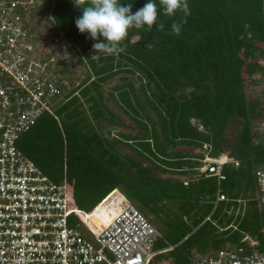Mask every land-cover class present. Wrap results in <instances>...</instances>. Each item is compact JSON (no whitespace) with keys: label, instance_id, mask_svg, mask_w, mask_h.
<instances>
[{"label":"trees","instance_id":"16d2710c","mask_svg":"<svg viewBox=\"0 0 264 264\" xmlns=\"http://www.w3.org/2000/svg\"><path fill=\"white\" fill-rule=\"evenodd\" d=\"M42 1V17L62 29L53 36L68 40L63 57L69 45L78 48L64 72L78 82L80 63L86 75L54 105L57 117L40 116L23 151L55 182L66 175L76 209L70 223L122 195L176 233L174 242L156 243L175 247L154 259L188 264L193 247L214 253L245 232L263 240L256 172L264 167V90L255 89L261 83L254 74L264 73V0H187L190 15L179 36L172 23L183 13L166 16L155 0L164 29L131 28L111 52L94 50L96 41L80 33L82 9L74 0ZM147 2L120 0L133 4V14ZM232 121L238 128L231 142ZM109 126L120 129L108 137ZM207 155L240 163H225L219 180L201 172Z\"/></svg>","mask_w":264,"mask_h":264},{"label":"built area","instance_id":"2783aa9c","mask_svg":"<svg viewBox=\"0 0 264 264\" xmlns=\"http://www.w3.org/2000/svg\"><path fill=\"white\" fill-rule=\"evenodd\" d=\"M38 2L0 0V264H149L175 245L156 249L164 235L144 212L130 203L88 239L80 223H70L76 209L66 175L55 182L18 144L43 113L55 115L54 105L74 86L64 72L74 63L67 51L63 57L66 40L45 31ZM227 162L240 163L207 155L201 172L224 179ZM256 180L264 236V167ZM218 195L227 198L221 189ZM196 255L188 264H264V238L245 232L237 244Z\"/></svg>","mask_w":264,"mask_h":264},{"label":"clouds","instance_id":"9594fccd","mask_svg":"<svg viewBox=\"0 0 264 264\" xmlns=\"http://www.w3.org/2000/svg\"><path fill=\"white\" fill-rule=\"evenodd\" d=\"M74 5L82 9V16L75 20L76 27L80 33H88L96 41L94 50L113 51L125 40L131 28L142 29L147 26V30L151 31L155 25L158 30L164 29L163 22L157 24L158 7L155 0H148L134 14L133 4L121 5L120 0H74ZM159 5L166 16H175L178 11L183 13L172 23V32L179 36L183 24L187 23L186 17L190 15L187 0H159ZM100 37L106 42H102Z\"/></svg>","mask_w":264,"mask_h":264},{"label":"rangeland","instance_id":"374dc122","mask_svg":"<svg viewBox=\"0 0 264 264\" xmlns=\"http://www.w3.org/2000/svg\"><path fill=\"white\" fill-rule=\"evenodd\" d=\"M38 4H39V6H37V7H38V9L40 11V5L43 4V1L42 0H39ZM42 18L45 19L44 16ZM43 19H42L41 22H42V25L44 27H46L45 28V31L49 29L48 31L49 32H52L53 31V33H54V31H56L57 33L58 32L59 33L62 32V29H60L59 26L56 25V23L53 20H50L49 21L47 19H45V20H43ZM60 36H62V35H60ZM63 39L66 40V43H64L66 45L68 43V40L65 39V38H63ZM68 47L69 48L67 50L68 51L71 50V53H70L71 55L74 54L73 51H76V50L78 51V48H76V49L73 48L72 49V45H69ZM78 65H79L78 66V69L81 72L80 78L79 77L78 78H79V81H81V79L84 78L85 75H86V69L85 68L83 69V67L81 66L80 63ZM254 77L259 81V83H261L260 86H255V89H259V90L262 89V90H264V73H262L260 70H258L254 74ZM71 79L74 80V81H76L74 79V77H72ZM106 88H108V87H106ZM252 88L254 89V87H252ZM253 89L251 90V93H253V91H254ZM87 106H88V104L85 105V107H87ZM114 108L125 118L126 122H129L130 121V119L128 118V116L120 108H118L117 106H114ZM61 118H62V116L60 115V119ZM193 121H195V119H193ZM259 127H261L260 130L262 132H264V123H262L261 126L259 125ZM237 128H238V122L237 121H232L230 123L229 127H228V130H229V138H230V141L231 142L234 140V137H235ZM35 131H36V129H34V127H33L32 128V132H29V133L25 132V133H23L21 135L20 143H21V149L23 148L22 150H26V146L28 144L30 135H33V132H35ZM39 168L42 169L41 167H39ZM61 182H63V180ZM61 182H59V183H61ZM130 203H132V200L131 199L122 198V195L120 196V198L110 197L109 199L105 200L102 204H100L98 206V208L95 211H93V213H91L89 216L86 217V219L83 218L80 221L77 218V216H79V215H77V216L72 217V220L74 221V224L75 225L77 223H80L81 226H80L79 229L81 230V232L88 239L94 241L95 238H96V235L98 234V232L101 229V226L103 224H106L117 212H119L121 209H123L125 206H127ZM136 206L139 207V209L142 212H144L147 215V217H149V219L154 223V225L158 229H160L162 231V233L164 235V239L166 238L165 240H167L169 242H174L176 240L175 238H176L177 235H176L175 232H173L171 230V227H169L168 224L163 223L161 220H158L157 218H155L154 215L152 213H150L146 208L144 209L141 206H139V203H137ZM88 208H90V207H88ZM178 250H180V248ZM192 252H193V256H192L193 258H195L197 256L196 255L197 253H201V252H199L197 250L196 247H193L192 248ZM165 258H161V259H154L153 258V263L154 264H161L162 262H165L166 264H171L172 263L171 262V260H172L171 258H167V259H165Z\"/></svg>","mask_w":264,"mask_h":264},{"label":"water","instance_id":"95a60500","mask_svg":"<svg viewBox=\"0 0 264 264\" xmlns=\"http://www.w3.org/2000/svg\"><path fill=\"white\" fill-rule=\"evenodd\" d=\"M120 79H128V76H121ZM120 128L118 126H109L108 128H106V135L108 137H112L114 135L115 131H118Z\"/></svg>","mask_w":264,"mask_h":264}]
</instances>
